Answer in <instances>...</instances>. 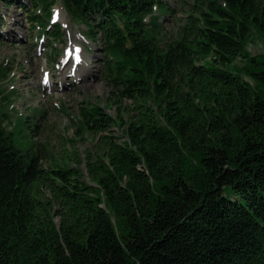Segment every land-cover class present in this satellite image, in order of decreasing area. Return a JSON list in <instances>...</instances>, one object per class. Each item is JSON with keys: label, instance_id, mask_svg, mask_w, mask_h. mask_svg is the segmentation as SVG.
I'll return each mask as SVG.
<instances>
[{"label": "trees", "instance_id": "16d2710c", "mask_svg": "<svg viewBox=\"0 0 264 264\" xmlns=\"http://www.w3.org/2000/svg\"><path fill=\"white\" fill-rule=\"evenodd\" d=\"M28 1L101 41L111 94L71 120L84 157L23 151L0 113V264H264V0H193L169 36L170 0Z\"/></svg>", "mask_w": 264, "mask_h": 264}, {"label": "rangeland", "instance_id": "374dc122", "mask_svg": "<svg viewBox=\"0 0 264 264\" xmlns=\"http://www.w3.org/2000/svg\"><path fill=\"white\" fill-rule=\"evenodd\" d=\"M26 1L29 4L28 11L16 3L5 5L0 0V16L3 19L0 20V34H4L0 35V67L4 72L0 76V113L7 115L6 127L15 131V142L23 151L40 149L48 158L65 153L71 156L75 149L84 157L90 141L80 138L72 141L74 128L71 120L75 119L78 110L86 102L100 106L109 103L110 88L102 77L104 52L101 41L88 40L84 24L71 21L59 4L52 7L47 21L54 20V24L62 26L63 40L53 42L45 34L46 37L40 41V26L33 25L28 18L31 5ZM192 1H169L174 12L160 18L167 36L174 33L179 17L189 11L188 3ZM46 25L50 31L51 25ZM71 42L83 47V60L75 65L69 57L57 71L62 48ZM250 50L253 54L264 53L261 46H252ZM42 69L50 70L51 78L47 84L41 82ZM66 73L69 75L66 76ZM107 111L114 115L116 104L110 105ZM26 116H29L28 122L31 124L25 126V130H20L22 126L18 122L25 123ZM35 124L38 127L34 133ZM112 129L116 133L122 132L121 124L112 126Z\"/></svg>", "mask_w": 264, "mask_h": 264}, {"label": "bare ground", "instance_id": "6f19581e", "mask_svg": "<svg viewBox=\"0 0 264 264\" xmlns=\"http://www.w3.org/2000/svg\"><path fill=\"white\" fill-rule=\"evenodd\" d=\"M70 48L73 50V53L71 54V56H72V55L74 54V50L76 49V47H72V45H71ZM71 56H70V57H71ZM74 60H75V59H74ZM74 60H73V63H74ZM61 62H65L64 59H62ZM74 64H75V63H74Z\"/></svg>", "mask_w": 264, "mask_h": 264}, {"label": "water", "instance_id": "95a60500", "mask_svg": "<svg viewBox=\"0 0 264 264\" xmlns=\"http://www.w3.org/2000/svg\"><path fill=\"white\" fill-rule=\"evenodd\" d=\"M59 223V218H57V224Z\"/></svg>", "mask_w": 264, "mask_h": 264}]
</instances>
